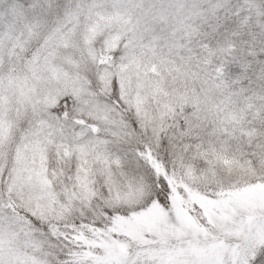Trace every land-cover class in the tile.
I'll return each instance as SVG.
<instances>
[{
    "label": "snow or ice",
    "instance_id": "1",
    "mask_svg": "<svg viewBox=\"0 0 264 264\" xmlns=\"http://www.w3.org/2000/svg\"><path fill=\"white\" fill-rule=\"evenodd\" d=\"M0 264H264V0H0Z\"/></svg>",
    "mask_w": 264,
    "mask_h": 264
}]
</instances>
